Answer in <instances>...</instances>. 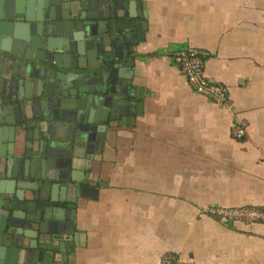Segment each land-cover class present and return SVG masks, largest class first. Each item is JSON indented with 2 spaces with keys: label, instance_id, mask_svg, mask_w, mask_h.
<instances>
[{
  "label": "crops",
  "instance_id": "1",
  "mask_svg": "<svg viewBox=\"0 0 264 264\" xmlns=\"http://www.w3.org/2000/svg\"><path fill=\"white\" fill-rule=\"evenodd\" d=\"M136 8L143 30L122 67L136 113L73 160L81 193L66 207V237L75 250L56 264H161L168 252L181 254L180 264H264V221L201 213L264 210V0H140ZM191 46L210 51L206 73L228 86L227 105L194 92L170 58ZM238 121L248 124L241 140Z\"/></svg>",
  "mask_w": 264,
  "mask_h": 264
},
{
  "label": "water",
  "instance_id": "2",
  "mask_svg": "<svg viewBox=\"0 0 264 264\" xmlns=\"http://www.w3.org/2000/svg\"><path fill=\"white\" fill-rule=\"evenodd\" d=\"M139 1L0 0V264L75 250L73 160L136 113L122 67L143 30Z\"/></svg>",
  "mask_w": 264,
  "mask_h": 264
},
{
  "label": "built area",
  "instance_id": "3",
  "mask_svg": "<svg viewBox=\"0 0 264 264\" xmlns=\"http://www.w3.org/2000/svg\"><path fill=\"white\" fill-rule=\"evenodd\" d=\"M170 58L185 76L190 88L202 96L212 99L219 105H227L229 88L225 83L210 79L206 73L207 60L210 51L205 47L191 46L173 50ZM248 124L238 121L233 126V137L241 140L246 135ZM202 214L218 217L226 222L233 221H264V210L254 207L240 208H205ZM184 261L178 252H168L161 258V264H180Z\"/></svg>",
  "mask_w": 264,
  "mask_h": 264
}]
</instances>
